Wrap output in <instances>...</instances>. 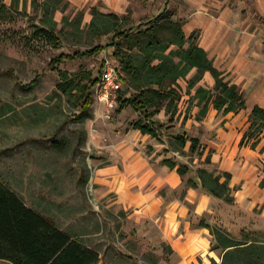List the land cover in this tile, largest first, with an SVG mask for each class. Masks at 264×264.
Here are the masks:
<instances>
[{
    "label": "rangeland",
    "instance_id": "1",
    "mask_svg": "<svg viewBox=\"0 0 264 264\" xmlns=\"http://www.w3.org/2000/svg\"><path fill=\"white\" fill-rule=\"evenodd\" d=\"M45 1L0 0V181L64 233L99 252L98 264L222 263V251L205 226L264 244L263 139L249 195L244 183L230 182L233 204L192 187L189 174L175 187L170 177L175 171L163 163L170 159L193 171L205 168L224 182L225 163L234 166L248 156L246 149L252 150L253 139L245 147L240 142L257 104L251 95L258 88L264 105V0H65V9L47 19ZM165 10L175 22H183L187 38H197L227 80L245 92L250 104L238 116L224 119L212 106L205 118H198L196 89H212L215 80L207 75L191 88L196 70L164 89L144 86L137 92L139 83L125 71L123 61L138 50L128 52L122 43L125 52L116 56L118 28L98 29L104 27L100 16L114 14L131 28ZM47 24L62 47L37 32ZM95 46L104 51L52 64L63 53ZM107 61L120 67L117 104L108 118L97 86L86 113L81 90L102 78ZM35 79L34 87L25 86ZM67 81L73 84L63 90ZM153 89L160 91L149 109L159 123L158 138L134 129L138 121H147L143 112L131 105L121 108L129 96H150ZM166 92L170 94L164 97ZM234 121L235 128L227 124ZM184 133L199 139L195 152L190 141L185 146L177 141ZM210 154L216 163L207 164ZM168 175L171 184L164 181ZM203 196L209 197L210 207L202 213L197 203Z\"/></svg>",
    "mask_w": 264,
    "mask_h": 264
},
{
    "label": "trees",
    "instance_id": "2",
    "mask_svg": "<svg viewBox=\"0 0 264 264\" xmlns=\"http://www.w3.org/2000/svg\"><path fill=\"white\" fill-rule=\"evenodd\" d=\"M65 7V0H46L42 5L46 19ZM98 21L104 25L103 28L98 27L100 31L118 28L113 44L116 56L123 50L120 46L122 43L127 44L128 52L138 50L135 55H130V58L123 61L125 71L139 83L137 92H140L144 86L164 89L169 83L176 84L179 79L188 77L193 70H196L190 81L191 88L201 82L207 73H210L215 80L212 89H206L203 86L196 89L197 93L194 97L198 99L201 108L198 115L200 120L207 116L211 106L224 115L246 109L245 92L242 88L227 80V75L215 66L207 50L199 45L196 37L192 35L191 38H187L183 31V22H175L170 10L163 11L139 27L125 28L120 23V17L114 14L100 16ZM98 21L94 19L93 25H96ZM47 26L38 28L37 32L55 47H62L63 41L56 35L55 29L50 24ZM103 51L102 46H95L88 51L77 50L74 54L63 53L55 58L52 64L61 65L68 60L76 61ZM154 61L159 63L154 65ZM105 66L104 63L103 71ZM65 75L67 76V73ZM101 79L96 78L90 86H81L84 96L82 103L84 113L91 109L94 101L92 90ZM38 81L39 79H35L25 86L34 87ZM72 84L73 81H67L61 85V88L69 89ZM155 90L153 89L154 92L150 96L141 94L128 97L121 102V108L131 105L143 112L147 121H138L134 128L140 129L144 134L158 136L157 121L152 120L154 113H149V109L155 103L154 93L160 92ZM169 94L170 92L164 93V97ZM250 117V126L241 143L244 144L253 139L252 146L256 148L260 141L264 140V109L256 106ZM177 141L183 146L190 141L194 152L199 144V139L191 138L188 133L177 136ZM206 161L210 164V157ZM171 165L175 166L174 163ZM190 171L187 165H182L179 174L185 177ZM224 175L226 179L222 182L223 176H217L205 168H199L193 172L194 177H190L188 182L195 188L201 187L208 194L225 203L233 204L235 198L230 187L232 175L228 172ZM262 187H264V181ZM205 227L214 234L217 242L216 249L222 251L221 264H264L263 243L252 242L249 239L239 240L219 228ZM0 260L11 264H98L100 253L64 233L55 223L53 224L41 213L28 207L19 196L0 181Z\"/></svg>",
    "mask_w": 264,
    "mask_h": 264
},
{
    "label": "crops",
    "instance_id": "3",
    "mask_svg": "<svg viewBox=\"0 0 264 264\" xmlns=\"http://www.w3.org/2000/svg\"><path fill=\"white\" fill-rule=\"evenodd\" d=\"M184 31V30H183ZM114 49V48H113ZM114 52L116 53V49H114ZM208 52V51H207ZM209 54V53H208ZM209 57H210V55H209ZM211 58V57H210ZM212 60H213V58H211ZM214 61V60H213ZM214 63H215V66L221 71V69L217 66V61H214ZM196 73V72H195ZM207 75H210V73H207L206 74V76ZM210 76H212V75H210ZM205 78V77H204ZM262 94H263V90L261 89V88H258L256 91H254L253 93H252V95H251V97H252V102H257V104L256 105H253L252 107H251V111H250V113L253 111V109L256 107V106H260V107H262L263 109H264V105L263 104H261V103H263L262 102V98H263V96H262ZM130 97V96H129ZM259 102H261V103H259ZM259 103V104H258ZM250 103L247 101L246 102V107H247V105H249ZM212 107V106H211ZM211 107H210V109H211ZM214 108V107H213ZM214 110H216L215 108H214ZM242 111V110H241ZM217 112H218V110H217ZM240 112V111H239ZM239 112H237V113H233L234 115H239L238 113ZM230 114H232V113H229V114H227V115H224V114H222V115H224V119H227V117L230 115ZM208 115V114H207ZM250 115L251 114H249L248 116L250 117ZM205 118V117H204ZM251 118V117H250ZM154 120V119H153ZM155 121H157V120H155ZM235 122L236 121H234V122H232V123H227V124H230V125H234V127L233 128H235L236 127V125H235ZM159 123H158V121H157V125H158ZM249 126H250V121H249ZM249 126H248V128H249ZM158 127H159V125H158ZM247 128V129H248ZM135 129V128H134ZM244 129H245V127H244ZM135 130H137V129H135ZM141 133H142V131L140 130V129H138ZM244 131V130H243ZM226 132V131H225ZM243 133V132H242ZM246 133V132H245ZM244 133V134H245ZM143 135H148V136H150V137H155V138H158V137H160L161 136V133H160V127H159V130H158V136H153V135H151V134H144V133H142ZM189 134V133H188ZM179 136V135H178ZM189 136H190V134H189ZM244 136V135H243ZM196 138V137H195ZM194 138V139H195ZM177 139V138H176ZM242 139H243V137H242ZM242 139H241V141H242ZM189 142V141H188ZM187 142V143H188ZM264 142V141H263ZM186 143V144H187ZM252 143H253V141H252ZM252 143H251V148H252V150H249L250 148H248V149H246V151H245V154L246 155H248V156H246V158H244V159H242V161L241 162H239V163H237L236 164V162H235V165L234 166H232V162H228V163H225V167H224V170H225V172H228L230 175H232V179H231V182L232 181H234L236 184L237 183H239V181H240V183H244V187H243V189H245L244 191H245V194H248L249 195V192L248 191H250V188H252V187H250L252 184H250V180L251 179H253L252 177V173H251V171H252V169H253V166H256V164L259 162V160H258V156H256V150L261 146V143L262 142H260L259 144H258V146L256 147V148H254L253 146H252ZM245 143L244 144H242L241 142H240V146H242V147H245ZM262 145H263V147L262 148H260L259 149V151L260 152H263L264 153V143H262ZM251 154H250V153ZM210 157V161H211V164L212 163H216V161H215V158H214V156H213V154H210L207 158H209ZM262 159V158H261ZM163 163H164V165H165V167L166 168H169L171 171H175V173H172L171 175H170V177H172V180L174 181V185H175V187H177L180 183H182V178L184 177V176H181L180 174H179V169L181 168V167H179L177 164H176V162H173L172 160H170V159H166L165 161H163ZM171 163H174L175 164V166H172L171 165ZM191 170V169H190ZM193 170H191L189 173H187V174H189V178L190 177H194L193 176ZM186 174V175H187ZM170 177H169V175L167 176V178L164 180V181H166L167 183H170L171 184V182H169L170 181ZM188 178V179H189ZM191 184V183H190ZM122 185H125V184H122ZM192 185V184H191ZM192 187H194L193 185H192ZM230 187H231V183H230ZM195 188V187H194ZM196 188H201V187H196ZM195 188V189H196ZM202 189V188H201ZM203 190V189H202ZM205 191V190H204ZM206 192V191H205ZM207 193V192H206ZM208 194V193H207ZM211 196V195H210ZM204 204H206V207H203L202 208V205H204ZM209 207H210V204H209V197L208 196H203V197H201L200 199H199V201H198V203H197V208H199V209H201V212L203 213V212H205V211H207L208 209H209ZM181 213H183V210L181 209V211H180ZM204 228H206V227H204ZM206 229H208V228H206ZM218 264H221V263H218Z\"/></svg>",
    "mask_w": 264,
    "mask_h": 264
},
{
    "label": "built area",
    "instance_id": "4",
    "mask_svg": "<svg viewBox=\"0 0 264 264\" xmlns=\"http://www.w3.org/2000/svg\"><path fill=\"white\" fill-rule=\"evenodd\" d=\"M106 66L101 81L96 85V93L100 102L106 107V117L116 108L118 99V81L120 67L117 64L105 62Z\"/></svg>",
    "mask_w": 264,
    "mask_h": 264
}]
</instances>
